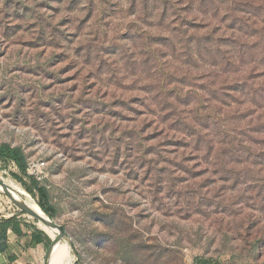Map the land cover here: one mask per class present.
I'll return each mask as SVG.
<instances>
[{"label": "rangeland", "instance_id": "obj_1", "mask_svg": "<svg viewBox=\"0 0 264 264\" xmlns=\"http://www.w3.org/2000/svg\"><path fill=\"white\" fill-rule=\"evenodd\" d=\"M0 145L45 163L73 264H264V0H0Z\"/></svg>", "mask_w": 264, "mask_h": 264}, {"label": "trees", "instance_id": "obj_2", "mask_svg": "<svg viewBox=\"0 0 264 264\" xmlns=\"http://www.w3.org/2000/svg\"><path fill=\"white\" fill-rule=\"evenodd\" d=\"M0 160L2 161H11L14 163L18 173L11 174V177L19 183L22 188L32 197H34V191L38 194V202L37 205L42 210V212L49 217V219H53L55 216V210L51 206L49 202V194L47 189L44 186H40L39 182H37L33 177L27 176L26 173V158L23 152L19 148H11L8 145H0ZM24 178L28 179L27 183ZM12 233L17 237H21L23 235V230L21 228L20 223L17 221L15 217H11L8 219L0 220V254L4 253L8 249V234ZM46 235V234H45ZM47 236V235H46ZM48 237V236H47ZM47 237H42L39 231L34 232L31 237V245L37 246L42 244L45 240H48ZM53 254L51 257L50 264H62L59 259L56 257L59 253V249L52 245ZM9 263H13L15 258L10 256L8 258Z\"/></svg>", "mask_w": 264, "mask_h": 264}, {"label": "bare ground", "instance_id": "obj_3", "mask_svg": "<svg viewBox=\"0 0 264 264\" xmlns=\"http://www.w3.org/2000/svg\"><path fill=\"white\" fill-rule=\"evenodd\" d=\"M0 180L6 186V188L8 189V191L11 193L12 197L16 201L20 202L21 204H24L29 209H31L34 213L46 219L45 214L42 212V210L39 208L36 202L16 182L11 181V180L2 179V178H0ZM0 191L3 192V189L1 186H0ZM25 216L26 218L33 220V218L31 217L27 215ZM35 225L37 226L39 230H41L44 234H46L51 241L54 240L59 234L57 229L50 227L49 224L47 223H43L41 221L38 222L37 220ZM53 245L59 249V253L56 257L59 259V261L62 264H73V257L71 255V247L65 241V239H61ZM60 249L62 250L63 257L60 254Z\"/></svg>", "mask_w": 264, "mask_h": 264}, {"label": "water", "instance_id": "obj_4", "mask_svg": "<svg viewBox=\"0 0 264 264\" xmlns=\"http://www.w3.org/2000/svg\"><path fill=\"white\" fill-rule=\"evenodd\" d=\"M0 186L3 189L4 194L6 195V197H8L10 199V201L12 202V204L17 208V210H19L20 212H22L23 214L33 218L34 220H38L41 221L43 223H47L49 224L50 227L57 229L58 231V236L51 241L50 246L47 248L46 252H45V260L49 255V252L51 250V246L55 243H57L59 240L61 239H65V233L62 230L61 226H59L58 224H56L54 221L50 220L48 216L45 215V218H42L41 216H39L38 214L34 213L31 209H29L27 206H25L24 204H21L20 202L16 201L11 193L8 191V189L6 188V186L0 181Z\"/></svg>", "mask_w": 264, "mask_h": 264}, {"label": "built area", "instance_id": "obj_5", "mask_svg": "<svg viewBox=\"0 0 264 264\" xmlns=\"http://www.w3.org/2000/svg\"><path fill=\"white\" fill-rule=\"evenodd\" d=\"M45 163L40 161L26 162L27 176L33 177L37 182L41 180V170L44 169Z\"/></svg>", "mask_w": 264, "mask_h": 264}, {"label": "crops", "instance_id": "obj_6", "mask_svg": "<svg viewBox=\"0 0 264 264\" xmlns=\"http://www.w3.org/2000/svg\"><path fill=\"white\" fill-rule=\"evenodd\" d=\"M9 250H10V246H8V249H7L4 253L0 254V260L3 259V261H2L0 264H3V263H5V264H10L8 258H9L10 256H12V254H7V252H8ZM52 254H53V248H52V246H51V250H50V252H49L48 257L46 258V260H45V258L43 259V264H48V263H49L48 260H49V258L52 257ZM4 259H5V260H4ZM14 262H15V261H13V263H11V264H14Z\"/></svg>", "mask_w": 264, "mask_h": 264}]
</instances>
